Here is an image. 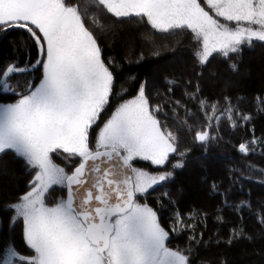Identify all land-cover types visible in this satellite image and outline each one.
Instances as JSON below:
<instances>
[{"label":"snow or ice","instance_id":"1","mask_svg":"<svg viewBox=\"0 0 264 264\" xmlns=\"http://www.w3.org/2000/svg\"><path fill=\"white\" fill-rule=\"evenodd\" d=\"M94 2L118 19H146L158 32L189 31L200 45L201 65L210 63L214 53L229 58L244 45L264 42V0H204L211 14L201 0ZM86 14L67 0H0V31L18 28L30 33L39 46L41 59L36 63L43 69L38 86L26 82V92L15 103L0 106V157L13 153L36 170L29 190L6 206L14 212L10 227L22 220L30 254L9 245L3 264L14 259L17 264H190L183 251L166 245L169 233L157 213L137 200L171 173L150 175L132 162L141 159L163 167L177 152V135L157 118L160 108H152L143 85L104 124L96 150L89 146L90 130L113 92V74L86 26ZM232 68L235 71L236 65ZM26 70L6 66L0 72V89L15 92L11 78ZM225 101L228 106L220 109L199 100L205 127L195 130L196 142L215 139L210 130L222 118L232 127L234 117L251 119L228 97ZM58 151L80 158L70 174L53 162L51 154ZM238 151L248 155L254 149L241 143ZM55 186L65 188L67 195L49 205L46 196ZM235 235L250 239L244 233Z\"/></svg>","mask_w":264,"mask_h":264},{"label":"trees","instance_id":"2","mask_svg":"<svg viewBox=\"0 0 264 264\" xmlns=\"http://www.w3.org/2000/svg\"><path fill=\"white\" fill-rule=\"evenodd\" d=\"M67 2L86 10V26L113 74V92L90 130V148L95 150L100 130L116 109L133 99L143 85L152 108H160L157 118L177 135V152L169 155L163 167L141 159L132 162L133 167L152 175L171 173L168 180L137 197L157 213L169 233L166 245L183 251L190 264H264V42L244 45L239 54L229 58L214 53L210 63L201 65L197 59L200 45L189 31L162 33L152 29L146 19H118L94 0ZM201 2L206 7L204 0ZM38 59L39 46L25 29L0 31V72L10 64L33 69L11 78L15 92L0 89V103H15L26 92V82L39 85L43 69L36 63ZM232 65H236L235 71ZM225 97L251 119L234 117L236 127H232L222 118L210 130L215 139L196 142L195 130L205 127L199 100L224 109L228 106ZM241 143L254 151L240 153ZM51 156L69 174L80 162L79 157L61 151ZM178 162L183 167H175ZM35 172L13 153L0 157V264L7 258L9 245L30 254L23 239V222L10 227L14 212L6 206L29 190ZM62 197H66V189L55 186L46 202L52 205ZM174 212L184 223L179 233L172 230ZM236 233L250 239H237ZM13 264H17L15 259Z\"/></svg>","mask_w":264,"mask_h":264},{"label":"rangeland","instance_id":"3","mask_svg":"<svg viewBox=\"0 0 264 264\" xmlns=\"http://www.w3.org/2000/svg\"><path fill=\"white\" fill-rule=\"evenodd\" d=\"M8 104H12V103H7V104L6 103H0V106H2V105H8ZM95 150H96V147H95ZM150 175H152V174H150ZM141 204H143V203H141ZM171 218H172L171 224H172V230H173V232L174 233H179L180 231H182L184 229V223H183V220L179 217V215L174 212V213H172V217Z\"/></svg>","mask_w":264,"mask_h":264},{"label":"water","instance_id":"4","mask_svg":"<svg viewBox=\"0 0 264 264\" xmlns=\"http://www.w3.org/2000/svg\"><path fill=\"white\" fill-rule=\"evenodd\" d=\"M39 66V65H38ZM33 69H30V70H26L25 72H23V73H27V72H29V71H32ZM17 74H22V73H17ZM66 195H67V191H66Z\"/></svg>","mask_w":264,"mask_h":264}]
</instances>
